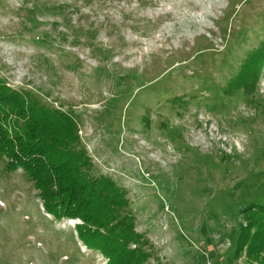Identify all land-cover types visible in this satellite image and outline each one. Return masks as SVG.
<instances>
[{
  "label": "rangeland",
  "instance_id": "obj_1",
  "mask_svg": "<svg viewBox=\"0 0 264 264\" xmlns=\"http://www.w3.org/2000/svg\"><path fill=\"white\" fill-rule=\"evenodd\" d=\"M261 47L264 0H0V78L75 117L167 264H257L236 248L264 204V69L237 83ZM6 162L0 264H107Z\"/></svg>",
  "mask_w": 264,
  "mask_h": 264
},
{
  "label": "trees",
  "instance_id": "obj_2",
  "mask_svg": "<svg viewBox=\"0 0 264 264\" xmlns=\"http://www.w3.org/2000/svg\"><path fill=\"white\" fill-rule=\"evenodd\" d=\"M263 63L261 47L245 63L237 84H248L249 70H255L251 75L256 84ZM79 148L75 117L50 109L0 78V161L7 160L8 173L19 169L25 173L50 216L80 221L76 231L107 264H149L152 259L154 264H167L154 257L149 240L137 232L124 190L112 179L90 174L91 160ZM241 212L248 224L241 226L237 254L244 253L249 263L264 264V204L246 206Z\"/></svg>",
  "mask_w": 264,
  "mask_h": 264
}]
</instances>
